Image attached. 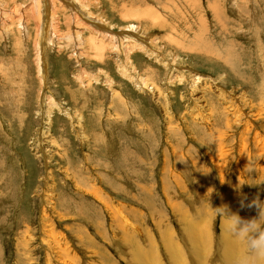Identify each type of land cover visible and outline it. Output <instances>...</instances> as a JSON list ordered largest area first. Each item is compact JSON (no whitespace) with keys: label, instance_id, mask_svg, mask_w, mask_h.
Here are the masks:
<instances>
[{"label":"rangeland","instance_id":"rangeland-1","mask_svg":"<svg viewBox=\"0 0 264 264\" xmlns=\"http://www.w3.org/2000/svg\"><path fill=\"white\" fill-rule=\"evenodd\" d=\"M71 1L55 0L34 34L12 16L28 18L33 0H0V264H224L227 215L264 219V157L251 135L264 138V0ZM90 33L103 44L99 59ZM135 40L144 45L133 70L124 52ZM110 41L124 46L110 51ZM197 73L208 81L196 83ZM61 194L80 219L39 215L49 196L61 208ZM185 217L197 243L182 236ZM41 222L71 263L59 253L50 262ZM230 231L241 264L252 254Z\"/></svg>","mask_w":264,"mask_h":264},{"label":"bare ground","instance_id":"bare-ground-1","mask_svg":"<svg viewBox=\"0 0 264 264\" xmlns=\"http://www.w3.org/2000/svg\"><path fill=\"white\" fill-rule=\"evenodd\" d=\"M40 1H42L41 3H42V7L40 8V5H39V2ZM59 2H60V5L61 6H63V4H70V5H72V6H76V4H73V2L70 0H58ZM31 2H32V0H31ZM57 2V1H56ZM50 3H51V5L50 4H46L45 3V0H33V4H32V6L30 7V10L28 11V9L26 8V13H27V15H28V18H24V16H22L21 15V13H19V14H15V12L17 11L16 9H12V16H13V19H15L17 22H18V24H20L21 26H22V24H25V21L28 23V24H30V26H29V28L28 29H30L31 31H32V33H34V34H36V33H38V31H39V29H38V27L40 26V25H42L41 26V28H44V25H43V22L44 21H42L41 20V18H44L45 17V10H47V8L48 9H53L54 7H55V5H54V3H55V0H50ZM65 5V6H66ZM127 5V4H126ZM20 6V5H19ZM18 6V7H19ZM71 6V7H72ZM22 7V6H21ZM70 8V7H69ZM42 9V10H41ZM65 9V8H64ZM63 9V10H64ZM21 10V9H20ZM55 10V9H54ZM66 10V9H65ZM64 10V11H65ZM85 10V9H84ZM83 10V11H84ZM52 11V10H51ZM67 11V10H66ZM74 11V10H73ZM78 11H80V13H82L83 14V16H84V12L81 10V9H79ZM82 11V12H81ZM56 11H52V13H48L47 14V17H48V21H50L52 24H50L52 27L54 26H57V25H55V23L59 20V22H60V19H58L57 18V13H55ZM63 12V11H62ZM42 13V14H41ZM60 13V12H59ZM65 13V12H64ZM79 13V12H78ZM1 14V13H0ZM71 15V14H70ZM74 15V14H73ZM78 15V17L80 18V15L79 14H77ZM76 15V16H77ZM88 15H90V14H87V16ZM124 15V14H123ZM83 16H81V18H84ZM91 16V15H90ZM126 16V15H125ZM125 18V17H124ZM92 19V22L93 23H91L90 25L95 29V28H99V29H102V28H100V27H97L98 25H95V23L94 22H96V21H94L93 20V18H91ZM95 19V18H94ZM80 20H82V19H78L77 18V22H80ZM84 20V19H83ZM82 20V21H83ZM125 20H126V18H125ZM5 21V20H4ZM47 21V20H46ZM56 21V22H55ZM6 22V21H5ZM4 24V23H3ZM5 24H7V23H5ZM4 24V25H5ZM16 24V23H15ZM47 24V23H46ZM96 24H97V22H96ZM9 25V24H8ZM85 25V24H84ZM59 26V25H58ZM77 26V25H76ZM4 29V28H3ZM49 29V28H48ZM98 29V30H99ZM123 29V28H122ZM55 30V29H54ZM98 30H93L92 29V32H94L95 34H96V31H98ZM41 31V30H40ZM50 31V30H49ZM99 32V34L100 35H104V33H102V31H98ZM55 33V32H54ZM53 34V33H52ZM51 34V35H52ZM93 33H90L89 34V36L87 37V39H84L85 41H87V44H88V46L90 45V44H92L93 45V49L95 50V52H94V55H95V58L96 59H99L100 57H101V53L103 52V51H101L100 50V47L99 46H101V45H103L102 43L100 44V45H98L97 43H96V41H95V39L92 37L93 35H92ZM55 36V35H54ZM36 37L37 36H35L34 37V39H36ZM60 38V37H59ZM96 38V37H95ZM74 40H76V42H77V40H78V38L76 37ZM106 40H111V38H109V39H106ZM119 40V39H118ZM117 40V41H118ZM124 41H129L128 39H123ZM150 40V39H149ZM155 40V39H154ZM36 41V40H35ZM112 41V40H111ZM110 41V43H109V46H105L107 49H109L110 51L111 50H115V49H117V51H120L121 49V43L120 44H118V43H112ZM136 41V40H135ZM145 41V40H144ZM151 41V40H150ZM107 42V41H106ZM114 42V41H113ZM173 42V41H172ZM96 45H98V46H96ZM143 43H139V41H136V43H134L133 44V46H130V48H129V46H127L128 47V49H126L127 50V52H124V56H125V58H126V60L128 61V63H132L131 64V66L133 67V70H136L137 69V67L133 64V60H132V56H133V51H135L136 49H139V50H142L143 49ZM123 46L124 45H122V48H123ZM97 48V49H96ZM93 50V51H94ZM200 50H201V48H200ZM123 51V50H122ZM224 51H226V52H224V55H223V58L225 59V60H223L224 61V63H228L230 66H232V64H233V62L231 61V60H233V59H231L230 58V56L229 55H231L232 54V50H231V46H226L225 47V49H224ZM202 53H204L205 55L206 54H208V50L207 49H205L204 51H201ZM207 52V53H206ZM131 54H132V56H131ZM209 54H211L212 56H213V54L212 53H209ZM103 56V55H102ZM208 56V55H207ZM215 56V55H214ZM220 57V56H219ZM221 58V57H220ZM231 59V60H230ZM101 61H103V59H101ZM226 61V62H225ZM104 62V61H103ZM233 67V66H232ZM136 68V69H135ZM195 72V71H194ZM139 74V73H138ZM193 75V74H192ZM139 76H141L140 74H139ZM138 76V77H139ZM205 76H201V75H198V73L197 74H194V79L196 80V83H198V82H200L201 80H203V79H206L207 81H208V78H204ZM80 79H82V77L80 78ZM180 79H182V78H180ZM210 80V79H209ZM152 81V80H151ZM139 82H141L143 85H148L149 83L145 80V78L144 79H142L141 80V78H140V80H139ZM154 82V81H153ZM150 86V85H149ZM151 87V86H150ZM152 87H153V84H152ZM156 87V86H155ZM155 87H154V89H152L151 90V92H153V90H154V93H155V97H156V95L158 94V91H160L158 88H156L155 89ZM158 87V86H157ZM239 87V86H238ZM199 87H197V89H198ZM162 91V90H161ZM228 92V91H227ZM121 92H119V94H120ZM153 93V94H154ZM115 95V94H114ZM165 99V98H164ZM230 103H231V101H230ZM52 105H53V103H52ZM245 105V104H244ZM60 111V110H59ZM51 113V112H50ZM115 114V113H114ZM113 116V115H112ZM165 116V115H164ZM166 117V116H165ZM47 118H49V115H48V117ZM114 119V118H113ZM49 120V119H48ZM53 122V121H52ZM245 122H246V125L247 126H249L248 127V130H249V132H251V130L255 127L254 126V121L252 122V123H250L249 121H246V119H245ZM52 125V124H51ZM49 128V127H48ZM84 128H86V127H84ZM224 130V129H223ZM230 130V129H229ZM227 131V130H226ZM225 131V132H226ZM93 132H96V131H93ZM98 132V131H97ZM51 133V132H50ZM252 135V137H253V139L255 138V137H260V138H257L256 140H255V150H257L258 152H259V155L261 156H263L264 157V138H261V136H260V132L259 131H257V130H255V131H253V133L251 134ZM223 136V135H222ZM221 136V137H222ZM47 137V136H46ZM88 137V136H87ZM44 143V142H43ZM51 143V142H50ZM52 145V144H51ZM66 146V145H65ZM71 146V145H70ZM60 147V146H59ZM61 147H62V145H61ZM61 147H60V149H61ZM176 147H177V145H176ZM176 147H174V148H176ZM215 147H217V145L215 146ZM214 147V148H215ZM68 148H70V147H68ZM207 151L210 149H207V148H205ZM217 149H223L222 148V146H221V141H220V145H218V148ZM253 150V149H252ZM63 151V150H62ZM68 151H70L69 149H68ZM213 151V150H212ZM217 151V150H216ZM57 152H58V150H57ZM175 152V151H174ZM209 152V151H208ZM253 152H254V150H253ZM59 154H60V152H58ZM62 154H64L63 152H61ZM70 153V152H69ZM211 153V152H210ZM213 153V152H212ZM67 154V153H66ZM79 155V154H78ZM63 156V155H62ZM75 157V156H74ZM88 157V156H87ZM61 158H63V157H61ZM65 158H67L66 156H65ZM64 158V159H65ZM219 160H223V153H222V156H219V157H217ZM217 158H215L216 160H217ZM166 159V158H165ZM178 159V158H177ZM62 160V159H61ZM90 161V160H89ZM68 163H69V161H68ZM85 164V163H84ZM177 164V163H176ZM69 165V164H68ZM77 165V164H76ZM86 165V164H85ZM107 165V164H106ZM70 166V165H69ZM69 166H67V167H69ZM80 166V165H79ZM88 168H90V167H88ZM66 169V168H65ZM64 169V170H65ZM102 169V168H101ZM115 169V168H114ZM67 171V170H66ZM73 170H70V172L71 173H73L72 172ZM87 172V171H86ZM102 172V171H101ZM115 172V171H114ZM68 174H70V173H68ZM74 174V173H73ZM72 174V175H73ZM98 174V173H97ZM99 174H100V172H99ZM98 174V175H99ZM245 174H249V169L248 168H246L245 169ZM67 176V175H66ZM71 178H72V176L71 175H69ZM78 176V175H77ZM88 176V175H87ZM74 177V176H73ZM84 177V176H83ZM82 177V178H83ZM106 177H107V175H106ZM79 178V177H78ZM81 178V177H80ZM79 178V179H80ZM81 178V179H82ZM107 178H109V177H107ZM106 178V180H108ZM78 179V180H79ZM80 179V180H81ZM91 179V178H90ZM76 180V179H75ZM75 180H74V182H75ZM86 180V179H85ZM84 180V181H85ZM96 180H97V178H96ZM220 180V179H219ZM55 181V180H54ZM54 181H52V182H54ZM73 181V180H72ZM82 181V180H81ZM91 181V180H90ZM93 181V180H92ZM109 182V181H108ZM90 183V182H89ZM92 183V182H91ZM54 184H55V182H54ZM82 184V183H81ZM77 185V184H76ZM94 184H90V190H91V194L92 195H94V196H96V199L97 200H100L101 201V199H102V194L100 193V189L101 188H97V187H99V186H97V187H95V186H93ZM97 185V184H96ZM111 185V184H110ZM112 185H114V184H112ZM47 187V186H46ZM81 187V186H80ZM181 187V186H180ZM82 188V187H81ZM85 188V187H84ZM108 188V187H107ZM48 189V188H47ZM89 190L86 188L83 192L84 193H87ZM81 192V191H80ZM71 193V192H70ZM52 195V194H51ZM85 195V194H84ZM83 195V196H84ZM42 196V195H41ZM56 196V195H55ZM98 197V198H97ZM56 198V200H57V204L61 207V208H59L57 205H56V203H55V200H53V198L51 197V196H49L47 199H48V204H49V206H47L46 205V203L44 202V204L43 205H41V207L39 208V215L40 214H42V213H44L45 212V215H46V213L48 212V211H50V210H54V214L55 215H58L57 214V212L59 211L60 212V214H59V216L58 217H60V221L62 220H66V219H63V216H67V215H73V216H76L77 217V219H80L81 218V213H78V212H80L79 211V209H77L75 206H74V204H70L69 205V202H67V200H63L64 198H63V196H62V194H61V196H58V197H54V199ZM46 199V198H45ZM66 199V198H65ZM67 199H68V197H67ZM108 199V198H107ZM94 200V199H93ZM92 201V200H91ZM72 202V201H71ZM95 203V202H94ZM106 204H108L107 202H106ZM106 204H103V205H105V207L107 208H109V210L112 212L111 214H115V212L110 208V206H108V205H106ZM78 205V204H77ZM83 205V204H82ZM97 205V204H96ZM85 206H88V205H85ZM77 209V210H76ZM85 209H87V207L85 208ZM81 210V209H80ZM116 211V217H114V219L116 220V218L117 219H119L120 218V220L121 221H124V219H123V217H122V215H121V212H120V208L119 209H116L115 210ZM81 212H83V211H81ZM85 212V211H84ZM122 212H123V210H122ZM187 211H185V213H186ZM70 213V214H69ZM96 213V212H95ZM186 214H188V213H186ZM87 215V214H86ZM86 215H84V217L86 216ZM189 215V214H188ZM120 216V217H119ZM186 216V215H185ZM91 217H92V215H91ZM119 217V218H118ZM181 217H182V215H181ZM186 218V217H185ZM192 219V218H191ZM87 222H89L88 220H86ZM95 221V220H94ZM186 221H188L189 223L186 225V227L183 229V231H182V236L186 239V241H187V243H189V245L191 244V242H195V239H196V243H197V238L198 237H196V234H195V231H194V229H193V226L190 224L191 222H192V220H189V219H187L186 218ZM96 223H97V221H95ZM94 223V222H93ZM193 224V223H192ZM41 225H42V227H44V229H45V232L43 233V235L45 236V238L47 239V237H48V240H49V242L47 241L46 242V246L47 247H49V250H50V257H49V260H50V262H51V260L52 259H55L57 256H58V253L60 254V256H59V259H62L63 258V261H65V263H71V256H67L66 255V251H64V249L63 248H65L64 246H62V248H60V245H59V242L57 241V239L51 234V232H50V228H47L48 227V223H46V222H44L43 224H42V222H41ZM72 226V225H71ZM97 226H98V224H97ZM158 226H159V224H158ZM161 226V225H160ZM196 226V225H195ZM198 226V225H197ZM66 227V226H65ZM183 227H184V225H183ZM200 227V226H199ZM198 227V228H199ZM226 227V226H225ZM225 227H224V225L222 226V231H224V233H222L223 234V237H221L222 239H221V244H220V246H223L224 248L220 251V253H219V258L221 259V261L224 263V264H233L232 263V260H231V257H232V255H233V253L235 252V244H234V242L232 241V239H231V234H230V229H233V227H231V224L229 225V227H228V230H226V232H225ZM67 228V227H66ZM73 228V227H72ZM195 228V227H194ZM78 231H80V230H78ZM235 233V232H234ZM57 236H58V238H59V240H60V232L59 233H57ZM162 237V236H161ZM164 237V236H163ZM166 238V237H165ZM220 239V238H219ZM20 242V241H19ZM219 242V241H218ZM133 251H137L136 250V248H134L133 247ZM63 253H64V256H63ZM192 259V258H191ZM244 260V258L242 257L241 258V261H243ZM191 263H192V261H190ZM203 262L202 261H199V260H195V262L194 263H192V264H202ZM178 264H183L182 262H179ZM187 264V263H186Z\"/></svg>","mask_w":264,"mask_h":264},{"label":"clouds","instance_id":"clouds-1","mask_svg":"<svg viewBox=\"0 0 264 264\" xmlns=\"http://www.w3.org/2000/svg\"><path fill=\"white\" fill-rule=\"evenodd\" d=\"M232 220V227L235 234L240 237L252 254L246 257L241 264H253L254 259L264 257V219L248 221L241 220L237 215H227Z\"/></svg>","mask_w":264,"mask_h":264}]
</instances>
